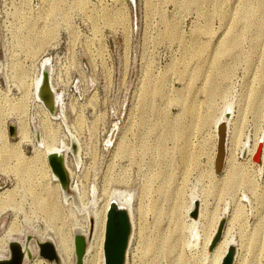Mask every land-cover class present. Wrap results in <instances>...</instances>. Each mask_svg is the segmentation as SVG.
<instances>
[{
  "label": "rangeland",
  "instance_id": "374dc122",
  "mask_svg": "<svg viewBox=\"0 0 264 264\" xmlns=\"http://www.w3.org/2000/svg\"><path fill=\"white\" fill-rule=\"evenodd\" d=\"M48 57L64 106L41 124ZM0 112L11 143L26 121V156L43 140L75 148L64 156L84 204L130 197L126 264H211L237 207L234 264H264V246L253 258L245 242L264 204V0H0ZM256 143L260 158L255 150L250 163L241 151ZM233 151L254 180L227 194L225 158ZM10 174H0V192L11 193L0 203V247L9 226L53 241L60 229L72 237L74 225L94 228L95 217L61 195L47 197L57 210L50 218ZM74 241L70 264H77ZM44 258L25 264L51 261Z\"/></svg>",
  "mask_w": 264,
  "mask_h": 264
},
{
  "label": "bare ground",
  "instance_id": "6f19581e",
  "mask_svg": "<svg viewBox=\"0 0 264 264\" xmlns=\"http://www.w3.org/2000/svg\"><path fill=\"white\" fill-rule=\"evenodd\" d=\"M260 2L262 3V0H260ZM42 81H43V76H41L38 79V83L36 82L38 85V86H36V89H38L37 87L40 86ZM36 94H37V91H36ZM37 98H38L39 103L43 109V115L41 117V124H45L47 122V119H48L47 116L50 114L54 115L55 111H51L50 109H48L45 106V104L43 103L41 97H37ZM55 98H56L55 99L56 103H58V101H57L58 98L56 96H55ZM226 114H227V111H224L222 113V115L220 116V118L217 119V121H219L221 119L224 120V118L227 117ZM222 122H224V121H222ZM4 125L5 124L3 122V114H2V112H0V174H4L7 176L10 174V172H13L14 174H16V176L19 178V180L21 182H23L24 184L26 183L28 185L27 188L32 193V195L36 198V201L39 204V208L42 211H44L47 215H49L50 218H52L53 216H55V214H57V210L52 209L51 203L47 201V197H50L53 195H55L56 198L58 195H61V197H62L63 201H65V203L69 202L71 200V202L74 203L73 205H75L76 208H78L81 211H84L88 214L89 219H90L91 215H93L95 217V225H94L93 229L90 228V226L80 227V226L74 225L72 237L69 236L67 234V232L60 229V230H58L59 231L58 232V239L54 240L55 243L52 239H45V240H50L54 244L56 251L58 253V262H61L62 264H70L71 256L74 254L72 238L74 237V240H75L76 235L83 234L86 237L88 245L86 247L85 253L82 256V263L83 264H105L104 239H105V228H106V220H107L108 210L112 205H115L119 209H124V210L129 212L130 218L132 221V212L130 209V202H129L130 197H129V200H127L126 197L123 196L122 194L114 193V195H110L111 198L102 207H99L98 202H96V201L95 202L93 201L92 203L90 202L91 204H87V205L84 204V202L82 200L81 192H80V189L78 188V186L75 184L71 185V174H70V171H69L68 166L66 164V157L64 156L65 151L68 152V150H71V151L75 152L74 147L68 146V148H67V146H64L65 147L64 148V147L48 145V143H46L43 140V141L39 142V146L35 149L33 155L26 156V154L23 153V150L21 147V142L26 137H28V127H27L26 121L24 119L19 121L18 132L20 135V138H19L20 140H19V142H15V143H11L9 141L8 136H7L8 134L6 131V126H4ZM179 133H181V132H179ZM256 147H257V143L254 146H251L250 148H247V146L245 145L244 148H242L243 150L241 152H242L244 157H246V155L248 153L247 156L249 157V155L250 156L253 155L255 150L258 151V149L260 148V146L258 147V149H256ZM257 151H256V153H257ZM41 152H42V154H41ZM52 152H57V153H60L64 156L65 165H66L67 171L69 173V177H70V184H69V187L67 189L62 187L58 177L53 173V171L50 167V164H49L47 158H48V155ZM256 153H255V155H256ZM248 161L249 162L251 161L250 157L248 158ZM49 179L54 180L55 188L50 187V184L48 181ZM253 180H252L251 174H249L248 171H246V169L240 167V165H238L236 163V159L234 157V151L228 152L226 155V158H225V169H224V176H223V183L224 184H223V187L221 189L225 193L230 194L232 192V189H233L235 183H237V185L239 183L243 186H248V185H251L253 183ZM36 187L39 189L40 193H38V191H36ZM221 189H220V191H221ZM72 190H73V192H72ZM194 194H192V195H194ZM244 194L243 195L246 198H249L248 195H246V193H244ZM7 197L11 198V193L10 192L5 193V191H1L0 192V203L2 202V200H4ZM258 197H259V203L262 204L264 202V189L261 192H259ZM190 202H192V203H190L189 209L187 210L188 213H191L193 210L194 199L192 198V200ZM228 202H229V200H228ZM244 202H246V201H244ZM226 203L227 202H225V204ZM228 204H230V203H228ZM249 204H250V200H249ZM228 206H230V205H228ZM262 206L263 207L261 209H259L258 217H257L256 222L254 224V228L251 231V235L248 237L249 239H247V241H245L244 240V232L240 233L241 238L245 242H247L246 243V247H247L246 249H247L248 253H250L249 246L251 244L253 245L252 251H251L253 258H257V256L262 252L263 246H264V204ZM53 207H54V205H53ZM227 208L228 207H226V209ZM237 208H235V211H234L232 217L229 219V222H228V225H227V228H226L224 234L212 246L211 264H221L225 254L228 251V249L230 247L234 246L236 243V239H235V235H234L236 233L233 234L231 232V229L233 227V223L240 216H242L241 208L240 209L239 208L237 209ZM226 211H228V209ZM200 212H201L200 217H204L206 214V210L203 209V210H200ZM0 215H1V213H0ZM192 221H193V224H195V223L198 224V222L199 223L201 222V220L198 222H195V220H192ZM132 227H133V222H132ZM215 227H216L215 231H217L218 230L217 226H215ZM195 228L198 229L197 226ZM193 231L195 232V229H193ZM193 231H191V232H193ZM198 231L196 230V235H197ZM215 231L213 232V234L211 236H209V238L206 237V239H208V245L211 244V242L213 240V235L215 234ZM5 233H6L5 235H6L7 241H6V244L1 245V247H0V259H6V258L10 257V254H11L10 242L11 241L15 240V241H19L21 243L22 250H24L25 257L27 260L32 259V258L31 259L28 258V255H27L28 251H31L34 254L33 257L36 258L37 254H39L38 242L39 241H45L41 236H39V234H37L35 232L34 233H30V232L23 233V231H21L15 225L9 226ZM192 234H194V233H192ZM22 235L24 236L23 240H21V238H20V236H22ZM29 235H31L33 237L32 239H30V241L28 239ZM131 235H132V233H131ZM131 235H130L129 243L131 240ZM195 238H196V236H195ZM195 238H193V239H195ZM199 238H200V236H199ZM34 241H35V244L37 247V251H36V248L34 246ZM129 243H128V246H129ZM127 250H128V248H127ZM126 256H127V254H126ZM26 259H25V261H26ZM44 261H46V260H44ZM54 262H56V261L51 260V261H47L46 264H54Z\"/></svg>",
  "mask_w": 264,
  "mask_h": 264
},
{
  "label": "water",
  "instance_id": "95a60500",
  "mask_svg": "<svg viewBox=\"0 0 264 264\" xmlns=\"http://www.w3.org/2000/svg\"><path fill=\"white\" fill-rule=\"evenodd\" d=\"M47 58V57H46ZM49 58V63L51 64V58ZM53 74V67L44 72V81L40 89V97L45 104V106L51 111L55 110L57 113L59 107H63V99L60 94L61 103H56L55 92L52 89L51 81ZM63 105V106H62ZM61 110V108H60ZM224 122L218 125L220 131V155L216 161V170L220 171V159L222 151V141L223 135L222 128ZM261 147L258 149L254 158H260ZM48 162L53 173L58 177L63 188L67 189L70 184V177L65 165L64 156L57 152H52L48 155ZM132 233V221L128 211L124 209H119L115 205H112L107 213L106 228H105V239H104V255L105 264H126V254L130 235ZM83 234H78L75 236V249L77 254V264H82V256L86 250V237ZM31 235L28 239H32ZM84 238V242L82 241ZM39 254L42 257L48 258L50 260H55L58 262V253L54 244L50 240L39 241ZM10 257L6 259H0V264H25V253L22 250L21 243L19 241L10 242ZM28 258H33L34 254L28 251ZM236 256V247L232 246L228 249L225 254L221 264H234Z\"/></svg>",
  "mask_w": 264,
  "mask_h": 264
}]
</instances>
